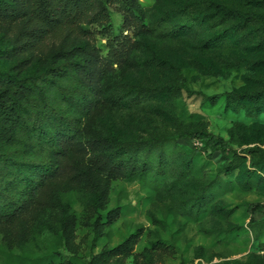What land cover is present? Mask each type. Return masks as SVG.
<instances>
[{
  "label": "trees",
  "instance_id": "16d2710c",
  "mask_svg": "<svg viewBox=\"0 0 264 264\" xmlns=\"http://www.w3.org/2000/svg\"><path fill=\"white\" fill-rule=\"evenodd\" d=\"M113 7L121 13L122 19H116L119 30L121 26L127 28L140 21L144 38L186 37L217 17V25L230 20L237 21V25L211 33L202 42V49H229L232 47L229 44L238 40L231 41L229 34L236 30L237 35L255 23L260 24L257 46L264 47L263 13L216 0L186 1L177 9L163 12L150 26L139 0H0V32L14 38L11 49L0 48V226L15 224L26 217L35 206L45 203L42 196L55 181L72 173L92 185L98 201L111 180L120 176L144 182L154 190L178 187L189 175L201 170L195 161L201 154L217 165L214 177L201 181L188 200L186 208L191 213L219 208L226 209L231 216L235 209L223 204L217 206L227 192L238 186L247 193L264 192V150L257 145L244 146L247 142L235 145L206 128H181L177 132H152L126 138L114 128L97 134L87 127L86 119L102 103L100 84L105 74L101 51L92 41L96 39V27L105 28L112 22ZM115 36L120 50H115L114 56L123 61L125 51L129 52L127 37L121 38L119 33ZM70 42L72 47L64 49ZM57 46L61 47L63 58H52L42 69L36 67L22 72L27 57L48 55ZM12 55L21 58L20 70L18 64L8 62ZM263 64L264 59L259 62L260 66ZM176 74L179 93L185 90L191 96L198 94L188 87L180 68ZM134 87L130 94L120 97V108L138 109L160 92L151 85ZM200 95L205 96L206 102L224 100L226 108L239 113L245 111L254 120L264 116V80L254 90ZM187 137L200 147L191 149L178 143L180 138ZM76 153L88 155L89 165H81L75 159ZM93 170L108 175L102 191L98 189ZM250 210L263 213L264 206L257 204ZM74 223V217L64 206L61 234L68 242L73 237ZM249 226L257 229V236L262 237L264 218L251 217ZM140 235V232L133 233L119 245L103 249L88 264H110L113 258L127 256ZM47 261L48 258L42 257L30 263Z\"/></svg>",
  "mask_w": 264,
  "mask_h": 264
},
{
  "label": "rangeland",
  "instance_id": "374dc122",
  "mask_svg": "<svg viewBox=\"0 0 264 264\" xmlns=\"http://www.w3.org/2000/svg\"><path fill=\"white\" fill-rule=\"evenodd\" d=\"M186 1L189 0H139L147 12L148 26L163 12L177 9ZM216 1L264 14V0ZM112 10V22L105 28L96 27V39L92 41L101 51L105 72L100 84L102 103L85 121L92 133H106L114 128L122 136L131 138L152 132H177L181 128H206L235 145L247 142L244 146L257 145L264 150V116L254 120L245 111L239 113L226 108L224 100L206 102L205 96L200 95L259 87L264 80V64L259 65L264 59V47L256 43L260 24L255 23L237 35L233 30L230 39L238 40L230 43L229 49H202V42L211 33L236 26L237 21L217 25L216 17L186 37L144 38L140 21L127 28L121 26L119 30L116 19H122L120 10L116 7ZM118 33L121 38L127 37L131 48L127 47L129 52L125 51L123 61L114 56L115 50H120L115 43ZM13 41L14 38L0 32V48L11 49ZM72 44L64 49H70ZM60 49L57 46L48 55L27 57L22 72L36 67L42 69L52 58H63ZM155 55L161 59L156 60ZM20 59L12 55L8 62L18 64L20 70ZM177 68L183 71L188 87L198 94L191 96L185 90L177 91ZM136 85L158 87L160 92L138 109L120 108V97L130 94ZM178 143L191 149L200 147L189 137L180 138ZM75 157L81 165H89L88 155L76 153ZM195 161L201 170L189 175L178 187L154 190L144 182L120 176L111 180L98 201L92 185L74 173L58 179L44 192L45 203L35 206L15 224L0 226V264H32V260L42 257L48 261L40 264L49 261L88 264L94 255L119 245L136 232L141 235L132 252L113 258L110 264H231L236 261L264 264V234L258 237V230L249 226L251 217L264 218V212L250 210L257 204L264 206V192L247 193L239 186L227 192L217 206L235 209L231 216L226 209L219 208L191 213L186 208L188 200L201 181L214 177L217 165L205 160L203 154L195 157ZM93 175L102 191L107 173L93 170ZM64 206L75 220L70 242L61 234Z\"/></svg>",
  "mask_w": 264,
  "mask_h": 264
}]
</instances>
